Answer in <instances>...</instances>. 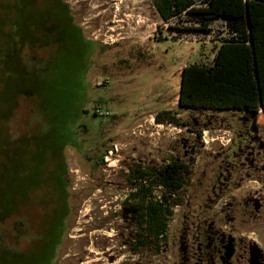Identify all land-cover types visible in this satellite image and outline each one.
I'll return each instance as SVG.
<instances>
[{"label":"rangeland","instance_id":"rangeland-1","mask_svg":"<svg viewBox=\"0 0 264 264\" xmlns=\"http://www.w3.org/2000/svg\"><path fill=\"white\" fill-rule=\"evenodd\" d=\"M63 2L72 20L58 11V22L21 51L26 76L63 73L55 86L72 100L63 118L72 214L56 264H264V112L178 104L182 67L212 64L225 21L204 32L189 12L164 21L152 0ZM22 89L1 118L0 144L25 175L37 152L57 142L63 121L44 117ZM97 107L103 115H94ZM162 110L182 124L156 121ZM174 161L190 164L183 203L144 245L145 194L131 195L133 176ZM147 187L146 198H159L160 186Z\"/></svg>","mask_w":264,"mask_h":264},{"label":"trees","instance_id":"trees-1","mask_svg":"<svg viewBox=\"0 0 264 264\" xmlns=\"http://www.w3.org/2000/svg\"><path fill=\"white\" fill-rule=\"evenodd\" d=\"M152 1L166 22L189 12L197 15L201 31L208 32L217 20L225 21L228 28L211 65L192 63L183 67L178 99L181 108L264 112V0H202L201 5L198 0ZM63 3V0H0V121L6 110H11L22 88L35 95L44 117L62 116L63 121V130L53 131L57 142L37 152V164L25 175L21 174L24 169L12 162L11 150L5 151L6 145L0 144V264L54 263L67 219L72 214L71 184L64 155L71 140L63 132L67 124L63 118L69 113L72 100L64 99L67 93L64 87L55 86L63 73H54L53 79L26 76L30 70L24 67L21 53L25 42L37 41L35 37L44 35V30L60 19L58 9L63 18L66 13L72 20L68 5ZM65 60L69 62V57L65 56ZM44 70H49L48 66ZM14 71L21 73L19 77L9 76ZM97 111L95 116L99 115ZM155 119L159 123L182 124L171 110L158 112ZM194 132L201 137V130ZM103 160V156L95 160L96 165ZM190 171L189 163L174 161L159 173L139 167L134 174V185L140 186L139 193L145 194L142 209L146 214L148 240L160 238L174 207L183 203L182 191L186 190ZM148 182L162 188L159 198H146L147 190H151ZM136 195L139 198L138 193L133 194ZM34 242L35 247L30 245Z\"/></svg>","mask_w":264,"mask_h":264},{"label":"flooded vegetation","instance_id":"flooded-vegetation-1","mask_svg":"<svg viewBox=\"0 0 264 264\" xmlns=\"http://www.w3.org/2000/svg\"><path fill=\"white\" fill-rule=\"evenodd\" d=\"M63 4H65V3H63ZM62 4V5H63ZM53 5V4H52ZM66 5V4H65ZM53 7H54V5H53ZM55 9H58L57 7H54ZM59 9L57 10V13L56 14H59ZM61 21V20H60ZM55 22H58V21H55ZM72 36L75 38L76 36H75V34H72ZM57 37V36H56ZM53 38H55V37H53ZM136 182H135V180H133V182H132V184H131V190H134L133 191V193L131 194L132 196H133V194L134 193H138V191H139V188H140V190H141V187L140 186H136V185H134ZM130 195V196H131ZM135 199H138V197H137V195L136 196H133ZM137 197V198H136ZM145 212H143L142 213V218L143 219H141V221H145L146 222V217L144 216V215H146V214H144ZM34 214H36V212L34 211ZM146 225V224H145ZM68 236V226H66V230H65V233H64V236H63V240H62V244L59 246V249H57L56 251H57V256H56V258L54 259V263H52V262H50V264H56V261H57V258L59 257V253H60V248L62 249V247L64 246V243H65V239H66V237ZM145 236V241H143V243L142 244H144V245H147V241H146V238H147V232H146V234L144 235ZM141 244V245H142ZM30 245H32L33 247H35L36 246V244H35V242L32 244H30ZM59 251V252H58ZM50 255H52V252L50 253ZM34 258V257H33ZM81 261H83V259H81Z\"/></svg>","mask_w":264,"mask_h":264},{"label":"built area","instance_id":"built-area-1","mask_svg":"<svg viewBox=\"0 0 264 264\" xmlns=\"http://www.w3.org/2000/svg\"><path fill=\"white\" fill-rule=\"evenodd\" d=\"M225 31H226V33H225L224 36H226L227 35V32H228V28H227L226 25H225ZM98 114L103 115L104 113L98 109Z\"/></svg>","mask_w":264,"mask_h":264},{"label":"crops","instance_id":"crops-1","mask_svg":"<svg viewBox=\"0 0 264 264\" xmlns=\"http://www.w3.org/2000/svg\"><path fill=\"white\" fill-rule=\"evenodd\" d=\"M183 68V67H182Z\"/></svg>","mask_w":264,"mask_h":264}]
</instances>
